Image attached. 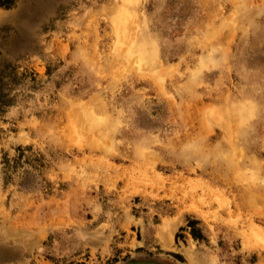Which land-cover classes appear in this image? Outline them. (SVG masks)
<instances>
[{
	"label": "rangeland",
	"instance_id": "374dc122",
	"mask_svg": "<svg viewBox=\"0 0 264 264\" xmlns=\"http://www.w3.org/2000/svg\"><path fill=\"white\" fill-rule=\"evenodd\" d=\"M0 87V264H264V0L0 2Z\"/></svg>",
	"mask_w": 264,
	"mask_h": 264
},
{
	"label": "bare ground",
	"instance_id": "6f19581e",
	"mask_svg": "<svg viewBox=\"0 0 264 264\" xmlns=\"http://www.w3.org/2000/svg\"><path fill=\"white\" fill-rule=\"evenodd\" d=\"M133 10L132 9H130V8H126V7H124V8H122V10L120 11V18H119V20H121V23L118 25V27H119V29H121L122 28V24H124V25H126V23H128V21H129V17H131L132 15H133V13L131 14V12H132ZM130 14H131V16H130ZM115 18L117 19V16H115ZM124 28V27H123ZM144 37V36H143ZM145 39V38H144ZM138 53H137V57H138V59H139V61H140V64H142L143 62H141V61H148V60H151V59H149V57H150V55H151V57L154 55V53H155V47L152 45V47H151V49H153V51H151L150 49H149V51H148V49H147V45L145 46V44L144 43H141L139 46H138ZM214 58V55L213 54H211V56H207V59H210V60H214L213 59ZM152 61V60H151ZM205 61H207V60H205L204 59V62ZM203 62V61H202ZM147 63H149L150 64V61L149 62H147ZM152 64V63H151ZM151 67H152V65H150ZM94 123H95V125L98 123L97 121L95 122L94 121ZM99 124V123H98ZM99 125H101V124H99ZM102 126V125H101ZM164 231V230H163ZM169 232V234L171 233V228H170V230L168 231ZM167 234H165L164 235V239H165V237H167L166 236ZM172 237V236H171ZM263 238H264V234H263ZM168 239V238H167ZM169 243V242H168Z\"/></svg>",
	"mask_w": 264,
	"mask_h": 264
},
{
	"label": "trees",
	"instance_id": "16d2710c",
	"mask_svg": "<svg viewBox=\"0 0 264 264\" xmlns=\"http://www.w3.org/2000/svg\"><path fill=\"white\" fill-rule=\"evenodd\" d=\"M13 1L14 0H0L1 4L5 5V6H9L11 3H13ZM8 104H10L9 100L0 94V108L5 107ZM197 222H198V220H190V223H189V225L191 226V231L196 237L202 235V234H200V232H199V234L197 233V231H198L197 226H196Z\"/></svg>",
	"mask_w": 264,
	"mask_h": 264
},
{
	"label": "crops",
	"instance_id": "0c3cea01",
	"mask_svg": "<svg viewBox=\"0 0 264 264\" xmlns=\"http://www.w3.org/2000/svg\"><path fill=\"white\" fill-rule=\"evenodd\" d=\"M26 261H27V260H25V259H22V261H21V263H20V264H27V263H26ZM27 262H28V261H27Z\"/></svg>",
	"mask_w": 264,
	"mask_h": 264
}]
</instances>
